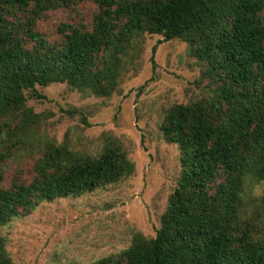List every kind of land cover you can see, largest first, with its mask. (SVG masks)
Returning <instances> with one entry per match:
<instances>
[{"label": "trees", "instance_id": "1", "mask_svg": "<svg viewBox=\"0 0 264 264\" xmlns=\"http://www.w3.org/2000/svg\"><path fill=\"white\" fill-rule=\"evenodd\" d=\"M81 1L0 0V132L7 126L8 138L26 137L36 122L23 93L36 95L35 85L108 96L137 33L184 41L217 83L211 98L170 105L159 126L178 146L180 168L154 235L134 232L126 248L89 264H264V243L253 233L264 196L244 198L264 180V0H94L88 26L61 23L52 41L36 30L47 11ZM5 155L0 225L133 170L115 139L96 156L46 141L30 178L13 174L4 185ZM246 204L253 205L248 214ZM0 264H14L1 235Z\"/></svg>", "mask_w": 264, "mask_h": 264}, {"label": "rangeland", "instance_id": "2", "mask_svg": "<svg viewBox=\"0 0 264 264\" xmlns=\"http://www.w3.org/2000/svg\"><path fill=\"white\" fill-rule=\"evenodd\" d=\"M95 10L94 0L49 10L36 20V30L52 41L59 24L88 26ZM205 68L184 41L143 32L131 39L108 96L65 83L35 85L36 95L23 91L25 106L37 120L26 137L8 138L7 126H1L2 184L13 174L28 180L46 141L76 155L96 156L115 139L133 170L79 196L41 202L0 225L14 264H89L126 248L134 232L154 235L180 168L178 146L165 141L159 126L170 105L213 97L217 83ZM14 127L9 124L10 131ZM245 190L244 198L264 196V180ZM252 210L246 204L247 214ZM254 221L253 233L264 243V213L254 215Z\"/></svg>", "mask_w": 264, "mask_h": 264}]
</instances>
